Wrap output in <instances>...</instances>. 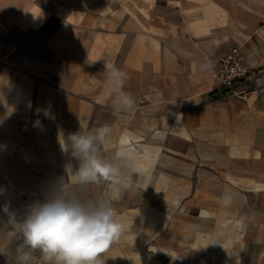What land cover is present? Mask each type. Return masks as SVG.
Masks as SVG:
<instances>
[{
	"label": "crops",
	"instance_id": "crops-1",
	"mask_svg": "<svg viewBox=\"0 0 264 264\" xmlns=\"http://www.w3.org/2000/svg\"><path fill=\"white\" fill-rule=\"evenodd\" d=\"M237 46L250 73L224 95L214 72ZM80 122L110 129L100 155L128 183L79 192L126 226L100 264H264V0H0V217L78 167L61 143Z\"/></svg>",
	"mask_w": 264,
	"mask_h": 264
},
{
	"label": "clouds",
	"instance_id": "clouds-1",
	"mask_svg": "<svg viewBox=\"0 0 264 264\" xmlns=\"http://www.w3.org/2000/svg\"><path fill=\"white\" fill-rule=\"evenodd\" d=\"M109 90L117 111L131 109L133 101L123 92L126 74L112 64H105ZM34 126H39L38 122ZM110 129L88 131L80 122L79 130L68 138L61 150L78 162L74 170L66 169L67 179L60 178L42 201L28 206L22 217L5 204L0 217V256L6 264H100L98 257L124 233L126 226L106 199L86 201L79 192L89 184L102 181L127 187L120 168L105 161L101 148L108 142ZM117 157L126 161L131 172L145 175L134 163L136 149L121 141ZM130 179V177H129ZM148 186V185H147ZM146 186V187H147ZM16 244L13 249L12 245Z\"/></svg>",
	"mask_w": 264,
	"mask_h": 264
},
{
	"label": "built area",
	"instance_id": "built-area-1",
	"mask_svg": "<svg viewBox=\"0 0 264 264\" xmlns=\"http://www.w3.org/2000/svg\"><path fill=\"white\" fill-rule=\"evenodd\" d=\"M249 73L250 66L237 46L220 59L215 76L221 85L233 88L241 77Z\"/></svg>",
	"mask_w": 264,
	"mask_h": 264
},
{
	"label": "bare ground",
	"instance_id": "bare-ground-1",
	"mask_svg": "<svg viewBox=\"0 0 264 264\" xmlns=\"http://www.w3.org/2000/svg\"><path fill=\"white\" fill-rule=\"evenodd\" d=\"M219 64V63H218ZM218 67V66H217ZM216 70H217V68H216ZM216 70H215V72H216ZM215 72H214V78H215V80L218 82V84H219V86L223 89V91H224V95H227V94H229V93H235V90H234V88H235V86H236V84L238 83V81L240 80V79H242V78H244L245 76H243V77H241L238 81H237V83L235 84V86L233 87V88H229V87H226V86H223V85H221L220 84V82L217 80V78H216V76H215Z\"/></svg>",
	"mask_w": 264,
	"mask_h": 264
},
{
	"label": "rangeland",
	"instance_id": "rangeland-1",
	"mask_svg": "<svg viewBox=\"0 0 264 264\" xmlns=\"http://www.w3.org/2000/svg\"><path fill=\"white\" fill-rule=\"evenodd\" d=\"M16 247V244L12 245V248L14 249ZM153 253V252H150ZM34 255H39V252L35 253ZM0 263L1 264H6L5 258L3 256H0ZM8 264H15V262L13 260H9Z\"/></svg>",
	"mask_w": 264,
	"mask_h": 264
},
{
	"label": "trees",
	"instance_id": "trees-1",
	"mask_svg": "<svg viewBox=\"0 0 264 264\" xmlns=\"http://www.w3.org/2000/svg\"><path fill=\"white\" fill-rule=\"evenodd\" d=\"M50 20H51V19H50ZM50 20L47 21V22L44 24V26L42 27L44 30L52 31L51 29L48 28Z\"/></svg>",
	"mask_w": 264,
	"mask_h": 264
}]
</instances>
